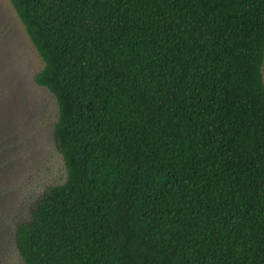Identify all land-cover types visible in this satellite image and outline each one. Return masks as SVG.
Listing matches in <instances>:
<instances>
[{"label":"trees","instance_id":"trees-1","mask_svg":"<svg viewBox=\"0 0 264 264\" xmlns=\"http://www.w3.org/2000/svg\"><path fill=\"white\" fill-rule=\"evenodd\" d=\"M66 180L22 264H264V0H8Z\"/></svg>","mask_w":264,"mask_h":264},{"label":"rangeland","instance_id":"rangeland-1","mask_svg":"<svg viewBox=\"0 0 264 264\" xmlns=\"http://www.w3.org/2000/svg\"><path fill=\"white\" fill-rule=\"evenodd\" d=\"M43 62L8 0H0V264H22L14 230L66 171L52 141L55 99L35 85ZM264 84V60L261 69Z\"/></svg>","mask_w":264,"mask_h":264}]
</instances>
